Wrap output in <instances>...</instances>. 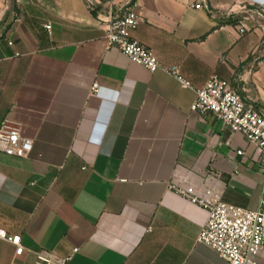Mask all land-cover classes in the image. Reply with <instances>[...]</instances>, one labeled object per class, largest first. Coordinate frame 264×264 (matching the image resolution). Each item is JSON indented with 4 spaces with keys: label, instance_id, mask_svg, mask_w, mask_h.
I'll use <instances>...</instances> for the list:
<instances>
[{
    "label": "crops",
    "instance_id": "0c3cea01",
    "mask_svg": "<svg viewBox=\"0 0 264 264\" xmlns=\"http://www.w3.org/2000/svg\"><path fill=\"white\" fill-rule=\"evenodd\" d=\"M131 2V37L192 89L106 49L103 21ZM242 7L264 0H117L96 14L85 0H0V128L33 142L25 158L0 152V229L26 250L0 240V264L76 248L70 264H227L196 244L207 210L172 187L251 210L264 199V155L191 110L217 76L264 114V35L230 23Z\"/></svg>",
    "mask_w": 264,
    "mask_h": 264
},
{
    "label": "built area",
    "instance_id": "2783aa9c",
    "mask_svg": "<svg viewBox=\"0 0 264 264\" xmlns=\"http://www.w3.org/2000/svg\"><path fill=\"white\" fill-rule=\"evenodd\" d=\"M85 1L93 12L98 6L107 7L111 11L117 0ZM194 8L200 10L203 6L199 3ZM16 22H20V19H16ZM103 22L106 24L104 35L106 49L116 48L132 63L144 67L151 73L164 71L176 79L183 88H193L179 67H163L151 49L131 37V33L138 28L140 22L137 3L127 4L121 9L120 14L115 16L112 14L108 21ZM235 27L241 36L255 31H261L264 35V8L242 7L241 17ZM45 28L50 30V25H46ZM5 41L10 47L14 46V42L9 38L5 37ZM261 47H264V37ZM15 55L19 56L18 53ZM1 62L0 59V64ZM100 91L101 85L99 81H95L90 96H96ZM191 110L203 115L212 114L224 129L242 134L264 155V114L246 103L232 83L217 76L210 77L204 87L197 91V98ZM32 150V140L23 137L20 128L5 126L0 128V152L12 157L25 158ZM238 154L241 155L242 151ZM261 162L264 165V158ZM172 188L208 212L207 223L197 235L196 244L210 248L227 264H264V199L257 209L251 210L211 200L209 197H201L194 188L185 189L178 186ZM0 240L12 244L16 248V256H22L26 252L20 236H9L0 229ZM78 251V248L74 249L72 255L68 257H58L41 251L36 253L34 264H70L73 255Z\"/></svg>",
    "mask_w": 264,
    "mask_h": 264
},
{
    "label": "trees",
    "instance_id": "16d2710c",
    "mask_svg": "<svg viewBox=\"0 0 264 264\" xmlns=\"http://www.w3.org/2000/svg\"><path fill=\"white\" fill-rule=\"evenodd\" d=\"M14 2H15V0H12V3H14ZM93 13L96 14L95 11H93ZM238 20H239V19L237 18V19L234 20V21H230V23H232V24H236V23H238ZM255 108H256V107H255ZM256 109H257V108H256ZM257 110H258V109H257Z\"/></svg>",
    "mask_w": 264,
    "mask_h": 264
}]
</instances>
